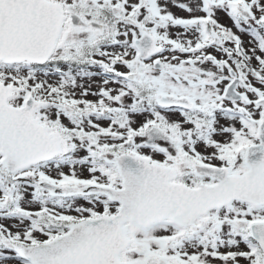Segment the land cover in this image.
Here are the masks:
<instances>
[{
	"label": "snow or ice",
	"instance_id": "snow-or-ice-1",
	"mask_svg": "<svg viewBox=\"0 0 264 264\" xmlns=\"http://www.w3.org/2000/svg\"><path fill=\"white\" fill-rule=\"evenodd\" d=\"M0 264H264V0H0Z\"/></svg>",
	"mask_w": 264,
	"mask_h": 264
}]
</instances>
